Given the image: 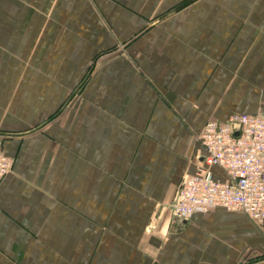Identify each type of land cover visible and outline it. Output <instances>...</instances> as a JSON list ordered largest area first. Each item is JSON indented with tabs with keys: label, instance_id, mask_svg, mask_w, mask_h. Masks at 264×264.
<instances>
[{
	"label": "crops",
	"instance_id": "1",
	"mask_svg": "<svg viewBox=\"0 0 264 264\" xmlns=\"http://www.w3.org/2000/svg\"><path fill=\"white\" fill-rule=\"evenodd\" d=\"M263 111L264 0H0V264H264V223L171 210Z\"/></svg>",
	"mask_w": 264,
	"mask_h": 264
},
{
	"label": "built area",
	"instance_id": "2",
	"mask_svg": "<svg viewBox=\"0 0 264 264\" xmlns=\"http://www.w3.org/2000/svg\"><path fill=\"white\" fill-rule=\"evenodd\" d=\"M207 157L196 175L185 178L171 206L173 215L187 219L196 211L221 207L243 211L264 223V114H234L226 122H208L199 138ZM218 166L227 181L214 178L210 167ZM12 161L0 144V183Z\"/></svg>",
	"mask_w": 264,
	"mask_h": 264
},
{
	"label": "rangeland",
	"instance_id": "3",
	"mask_svg": "<svg viewBox=\"0 0 264 264\" xmlns=\"http://www.w3.org/2000/svg\"><path fill=\"white\" fill-rule=\"evenodd\" d=\"M115 50H116V49H115ZM98 61H100V59L97 60L96 62H98ZM258 114H264V111L261 112V113H258ZM2 148H3V146H2ZM3 151H4V149H3ZM4 153H5V151H4ZM5 155H6V154H5ZM6 156H7V155H6ZM7 157H8V156H7ZM8 158H9V157H8ZM9 159H10V158H9ZM10 160H11V159H10ZM11 161H12V160H11ZM12 167H13V161H12ZM11 170H12V168H11ZM11 170H10V171H11ZM9 173H10V172H9ZM9 173H8V174H9ZM8 174H7V175H8ZM7 175H6V176H7ZM6 176H5V177H6ZM5 177H4V178H5ZM4 178H3V179H4Z\"/></svg>",
	"mask_w": 264,
	"mask_h": 264
}]
</instances>
